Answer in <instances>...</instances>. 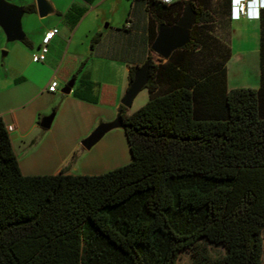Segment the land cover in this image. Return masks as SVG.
Here are the masks:
<instances>
[{
    "label": "trees",
    "instance_id": "trees-1",
    "mask_svg": "<svg viewBox=\"0 0 264 264\" xmlns=\"http://www.w3.org/2000/svg\"><path fill=\"white\" fill-rule=\"evenodd\" d=\"M140 1L148 46L185 5L194 24L166 60L148 51L145 103L117 110L127 164L90 176H22L0 119V264H175L187 249L190 264H262L264 10L258 84L227 89L229 50L212 36L211 2ZM220 6L227 29L229 0ZM136 69L127 68V87Z\"/></svg>",
    "mask_w": 264,
    "mask_h": 264
},
{
    "label": "crops",
    "instance_id": "crops-1",
    "mask_svg": "<svg viewBox=\"0 0 264 264\" xmlns=\"http://www.w3.org/2000/svg\"><path fill=\"white\" fill-rule=\"evenodd\" d=\"M3 1L12 5L11 0ZM49 1L55 10L53 16L59 17L63 26L52 23L48 28H55L57 33L48 43L47 54L41 64H33L31 56L36 53L42 35L48 29L39 32L37 44L29 42L28 36L22 32L29 48L14 46L20 57L0 64V119L5 128L11 127L8 132L10 147L22 176L56 175L60 171L72 176L98 174L79 170V164L94 146L85 151L79 143L99 124L109 123L118 116L117 110L122 107L120 100L127 90V68L142 66L149 51L148 15L142 2L133 0L136 10L125 17L119 29L109 24L102 29L104 19L90 16L91 11L98 7V4H93L94 0H78L62 10L55 0ZM27 5H31L35 13L34 1ZM16 7L23 8L21 5ZM261 12L256 13L255 6L250 5L246 15L228 23L239 19L248 23L258 22ZM95 35L98 36L97 41L90 48V40ZM256 39L257 65L252 71V88H256L259 79V22ZM224 69L226 72L225 65ZM52 80L57 84L56 90L48 93L46 87ZM69 81H72L69 93L62 95L60 89L58 98L55 95L57 87ZM225 86L233 89L227 87L226 73ZM146 99L147 94L131 111L134 98L130 107L124 108L125 114L137 110ZM49 113L53 114L51 123L48 129H41L39 122ZM27 160L29 165L25 167L23 163Z\"/></svg>",
    "mask_w": 264,
    "mask_h": 264
},
{
    "label": "rangeland",
    "instance_id": "rangeland-1",
    "mask_svg": "<svg viewBox=\"0 0 264 264\" xmlns=\"http://www.w3.org/2000/svg\"><path fill=\"white\" fill-rule=\"evenodd\" d=\"M33 1L34 0H24V2H20L18 0H11L10 3L15 6L21 5L24 7L27 3ZM76 1L78 0H55L58 5L57 7L61 10L63 7ZM208 2H211L213 8L216 10V14H214V23L210 26L212 36H214L221 45L227 46L231 53V56L225 64L227 87H254L252 82L254 79L252 71L256 70L257 65L255 49L257 45L256 29L258 22L251 21L248 23L239 19L237 21H230L227 24V29H220L218 24L222 22L225 23L226 21V16L223 14L222 7L220 6L222 0H208ZM93 4H98V7L91 11L90 16L97 15L98 20L104 19L101 24L102 29L104 26L107 27L108 24L114 25L119 29L124 23L125 17L136 10V8H133V0H94ZM52 23H55L58 27L63 26L59 17L50 16L39 19L35 13H24L20 18V30L24 35L26 34L28 36L29 42L31 41V43L37 44L39 32H43L45 29L51 27ZM14 46L17 48H27L20 42H8L0 28V64H7L14 57H20L19 50ZM203 52L202 50L201 53ZM2 54L5 55L2 56ZM88 62H90V60H88ZM60 85V87H57V93H55L58 98L61 96L58 91L63 88L65 84L60 83ZM145 94L146 91L144 89L138 92L132 105L133 107L130 109L131 111L134 110V105L138 103L140 98ZM109 150L112 152L107 153ZM89 152V155L79 164V170L81 172L89 171L100 174L103 171H110L123 166L130 160L124 135L120 128L111 130L98 141ZM28 161L29 160L23 163L25 167L29 165ZM261 242V263L264 264V227L261 231ZM206 248L212 256L220 255L223 252L222 248L218 246L207 245ZM191 260V250L187 249L181 251L177 255L175 264H190Z\"/></svg>",
    "mask_w": 264,
    "mask_h": 264
},
{
    "label": "water",
    "instance_id": "water-1",
    "mask_svg": "<svg viewBox=\"0 0 264 264\" xmlns=\"http://www.w3.org/2000/svg\"><path fill=\"white\" fill-rule=\"evenodd\" d=\"M34 11L39 19L53 16L55 10L49 0H34ZM23 14L21 7L12 6L0 0V28L8 42H21L24 39L20 30V18ZM194 24V13L188 5H185L178 19L172 25L160 24L157 26L156 35L149 46V51L161 60H166L170 54L182 48L189 38V32ZM5 54H2L4 56ZM148 63L136 69L130 85L127 87L120 105L128 109L132 100L140 92L146 83V72ZM72 86V81L67 82L60 90V94L67 95ZM53 114L43 117L39 122L41 129H48ZM120 128L119 117L117 116L109 123L99 124L88 136L80 141L81 149L88 151L106 133Z\"/></svg>",
    "mask_w": 264,
    "mask_h": 264
},
{
    "label": "built area",
    "instance_id": "built-area-1",
    "mask_svg": "<svg viewBox=\"0 0 264 264\" xmlns=\"http://www.w3.org/2000/svg\"><path fill=\"white\" fill-rule=\"evenodd\" d=\"M244 15H245V6L243 3H240L235 8V18L242 17ZM56 33H57V30L55 28H50L43 33L36 53H34L31 56V62L33 64H41L42 62H44L46 54H47V45ZM56 85L57 84L55 80H52L51 82H49V84L46 87V92L54 93L56 90ZM5 129L7 132L11 131L10 126L6 127Z\"/></svg>",
    "mask_w": 264,
    "mask_h": 264
},
{
    "label": "clouds",
    "instance_id": "clouds-1",
    "mask_svg": "<svg viewBox=\"0 0 264 264\" xmlns=\"http://www.w3.org/2000/svg\"><path fill=\"white\" fill-rule=\"evenodd\" d=\"M164 4H170L174 2V0H159ZM243 3L245 6V15L248 9V6L254 5L255 11L258 13L259 11L264 10V1L263 0H229V12H228V19L229 20H236L240 17L235 18V8L238 4Z\"/></svg>",
    "mask_w": 264,
    "mask_h": 264
}]
</instances>
